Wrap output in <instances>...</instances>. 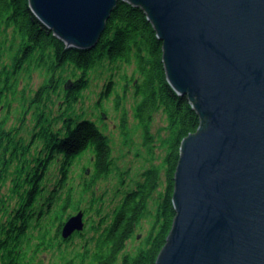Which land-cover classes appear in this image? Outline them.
I'll return each mask as SVG.
<instances>
[{
	"label": "trees",
	"instance_id": "obj_1",
	"mask_svg": "<svg viewBox=\"0 0 264 264\" xmlns=\"http://www.w3.org/2000/svg\"><path fill=\"white\" fill-rule=\"evenodd\" d=\"M9 31L13 33L10 44ZM1 34H5V44L11 50L16 48L12 61L14 76L7 69L0 72L1 92H15L18 82L15 78L31 68L43 70L48 78L35 92L31 103L30 108H36L35 128L28 141L19 135V129L5 130V123L0 124V207L5 209L8 200H16L14 209L9 212L8 208L6 220L0 223V264L32 263L24 250L25 241L30 250L33 247L29 234L32 229L39 232L34 253L57 249L61 264H156L176 218L173 197L181 144L198 131L203 120L188 97L179 96L170 86L163 63V43L144 10L119 1L97 46L83 51L68 49L34 15L29 0H0ZM4 45L1 43L0 48ZM1 56L2 52L0 60ZM130 66H135L138 76L131 79L137 99L134 114L151 155L154 154L151 133L154 114L162 110L167 116L169 125L163 139L166 149L163 164L152 163L145 168L135 189L126 192L118 189L120 200L113 210L112 221L108 222L109 215L102 216L99 208L98 222H91L88 228L85 220L83 232L64 240L63 226L72 217L68 212L73 209L77 213L91 214L96 201L94 187L103 178L121 171L113 157L111 140L97 123L76 122L70 116L61 115L45 124L43 106L48 105L47 100L50 101L59 86L65 104L78 103L91 84V74L99 70H105L104 73L109 75L99 102L108 100L116 90L114 78L117 73L122 74L123 67ZM68 68L72 69L71 76L64 78ZM119 77L121 81L128 78L125 74ZM126 88L124 93L128 91ZM114 102L117 109H123L125 116L121 127L126 130L127 116L120 95ZM61 121L63 126L55 130V124ZM88 152L92 156V174L81 185L80 197L84 199L88 194L93 197L91 206L83 209L81 198L79 203L74 201L75 187L69 185V179L75 162ZM53 165H57L58 176L51 186ZM89 170L84 168V174L88 175ZM119 176L120 184L124 186L127 172L122 171ZM8 181L11 187L5 199L1 194ZM146 220L150 221L148 234L135 253L128 252L129 243L136 239ZM76 238L78 243H74ZM70 245V249L66 248Z\"/></svg>",
	"mask_w": 264,
	"mask_h": 264
},
{
	"label": "water",
	"instance_id": "obj_2",
	"mask_svg": "<svg viewBox=\"0 0 264 264\" xmlns=\"http://www.w3.org/2000/svg\"><path fill=\"white\" fill-rule=\"evenodd\" d=\"M119 1L144 10L167 80L203 120L182 141L176 218L156 264H264V0H29L68 49L99 43ZM70 217L64 240L85 229Z\"/></svg>",
	"mask_w": 264,
	"mask_h": 264
},
{
	"label": "rangeland",
	"instance_id": "obj_3",
	"mask_svg": "<svg viewBox=\"0 0 264 264\" xmlns=\"http://www.w3.org/2000/svg\"><path fill=\"white\" fill-rule=\"evenodd\" d=\"M13 33L9 31L7 38H9L8 44L12 40ZM5 34L0 36V44L3 45L6 42ZM16 48L11 50L9 45H4L0 48V53L2 52L0 60V72L3 69L11 71L13 75L14 71L12 70V61L14 58ZM105 70H99L96 73L91 74V84L87 90L82 93L78 103L69 106L65 104V100L62 97V88L59 86L57 91H55L50 98V101L47 100V106H43L45 110L46 122L48 124L54 118L60 117L61 115L70 116L74 118L76 122L81 120H89L97 123L100 127V130L109 137L111 140V146L113 150V157L118 166V170L115 171L107 178H103L97 185L94 187L95 191V203L93 205V211L85 215V220L88 221L87 227L89 228L90 223L93 221L98 222L99 216L97 215V210L101 208L102 216L109 215V221L113 219V210L120 200L119 191H128L136 188L138 181H141V174L144 172L145 168L151 166V164H156L162 166L164 158L166 156V149L163 146V139L166 138L168 131V119L166 114L160 110L154 114L153 123L151 125V133L154 137L153 149L154 154L151 155L148 153L147 148L145 147L144 132L140 126L138 120L135 118L134 107L136 104V97L134 95L133 85L131 79L137 78L135 71V66L123 67L122 74L119 72L114 78L116 82V90L111 93V96L108 100H103L99 102L100 94L104 89L105 85L109 82V75ZM72 69L68 68V71L64 73V78L71 76ZM126 75L127 80H119L120 75ZM48 76L43 72V70H38L36 68H31V71H23L21 74H18L15 78L18 82L15 89V92L12 91L5 93L1 92L0 86V124H4L5 130L19 129L20 136L26 139H30V133L35 128L34 117L36 108H30L32 100L35 96V92L39 87L47 80ZM60 80V79H59ZM60 84V83H59ZM127 87L128 91L124 93V88ZM126 88V89H127ZM15 94V95H14ZM117 95H120L122 98L121 105L124 106L126 116H127V128L123 130L122 118L125 116L123 109H117L115 105V99ZM46 102V101H45ZM102 106H100V105ZM104 114L105 117H104ZM104 120H102V118ZM22 119V120H21ZM60 126H63L61 121L58 124H55L54 129H59ZM92 156L90 152L86 153L81 159L75 162V165L71 169L69 185L74 186V201L79 203L81 185L83 184L85 178L89 180L92 174ZM84 168H90L88 175L84 174ZM15 169H12V171ZM127 172L125 178L124 186L120 184V174ZM51 182L50 185H53L56 177L58 176L57 165H53L50 171ZM11 184L9 181L6 184V187L2 191V196L5 199L10 193ZM93 195L88 194L85 198H81V207L89 208L91 205ZM16 206V200H8L6 208L3 209L0 207V223L6 220V212L12 211ZM10 214V213H9ZM76 215L77 212L71 209L68 212V215ZM43 227V226H42ZM150 229V221L146 220L142 223L141 228L137 232L136 239L131 241L128 245L127 251L135 253L136 250L140 247L142 240L148 234ZM42 231V230H41ZM38 230L32 229L29 234L32 236L31 242L33 244L32 249L30 250L28 246V241L24 242V250L28 252V259L32 261L31 264H61L62 261L59 256L57 249L52 251H43L41 250L38 253H34L36 244L38 243ZM51 233L54 235L55 230L52 228ZM93 233H90L92 236ZM79 240L76 238L74 243H78ZM71 248V245L66 247Z\"/></svg>",
	"mask_w": 264,
	"mask_h": 264
}]
</instances>
